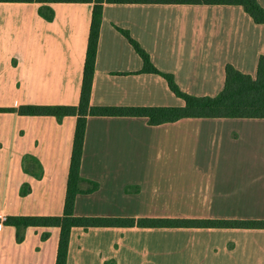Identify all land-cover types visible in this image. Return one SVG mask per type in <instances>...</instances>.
Wrapping results in <instances>:
<instances>
[{
    "label": "crops",
    "instance_id": "1",
    "mask_svg": "<svg viewBox=\"0 0 264 264\" xmlns=\"http://www.w3.org/2000/svg\"><path fill=\"white\" fill-rule=\"evenodd\" d=\"M91 15L85 3H0V108L78 105ZM118 29L194 97L217 96L227 65L254 77L264 56V24L241 6L104 3L93 107L184 106L162 77L140 73ZM75 125L0 113V264H55L58 228H27L17 242L3 222L62 216ZM80 176L98 188L76 196L77 217L263 221L264 119L88 117ZM66 264H264V229L75 227Z\"/></svg>",
    "mask_w": 264,
    "mask_h": 264
},
{
    "label": "trees",
    "instance_id": "2",
    "mask_svg": "<svg viewBox=\"0 0 264 264\" xmlns=\"http://www.w3.org/2000/svg\"><path fill=\"white\" fill-rule=\"evenodd\" d=\"M0 3H85L92 5V15L86 55L83 67L79 103L76 106H20L16 109L0 108V113L14 112L20 116H51L57 122L64 117L76 119L72 153L70 158L63 214L57 217H6L3 224L15 229L17 242L23 239L27 228L59 229L55 264H66L68 242L72 228L83 230L98 227H138V228H237L264 229L263 221L241 220H197V219H118L98 217H77L74 215V202L78 194H88L97 190L96 183L85 181L80 176V164L88 117H141L150 126L173 123L184 118H235L264 119V56L258 60L255 77L242 74L232 66L225 67V82L221 92L215 97H194L182 92L172 75L158 71L148 54L133 40L127 31L118 29L142 62L140 73L155 74L162 77L174 96L184 102L180 108L160 107H93L89 103L94 64L102 18V6L108 4H184V5H235L256 24H264V9L256 0H0ZM47 21L53 13L41 14ZM84 182L87 189H82ZM28 186H22L20 195L28 193ZM45 238V236H44Z\"/></svg>",
    "mask_w": 264,
    "mask_h": 264
},
{
    "label": "rangeland",
    "instance_id": "3",
    "mask_svg": "<svg viewBox=\"0 0 264 264\" xmlns=\"http://www.w3.org/2000/svg\"><path fill=\"white\" fill-rule=\"evenodd\" d=\"M254 77H255V76H254ZM254 77H253V78H254Z\"/></svg>",
    "mask_w": 264,
    "mask_h": 264
}]
</instances>
